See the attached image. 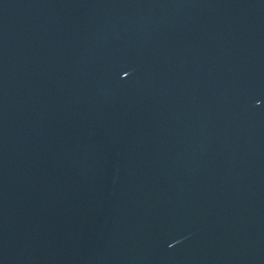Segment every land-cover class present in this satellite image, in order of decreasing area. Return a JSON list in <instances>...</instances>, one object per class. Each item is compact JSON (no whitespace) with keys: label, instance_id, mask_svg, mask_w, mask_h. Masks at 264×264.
<instances>
[{"label":"water","instance_id":"obj_1","mask_svg":"<svg viewBox=\"0 0 264 264\" xmlns=\"http://www.w3.org/2000/svg\"><path fill=\"white\" fill-rule=\"evenodd\" d=\"M0 264H264V0H0Z\"/></svg>","mask_w":264,"mask_h":264},{"label":"snow or ice","instance_id":"obj_2","mask_svg":"<svg viewBox=\"0 0 264 264\" xmlns=\"http://www.w3.org/2000/svg\"><path fill=\"white\" fill-rule=\"evenodd\" d=\"M125 75H127V71H124Z\"/></svg>","mask_w":264,"mask_h":264}]
</instances>
